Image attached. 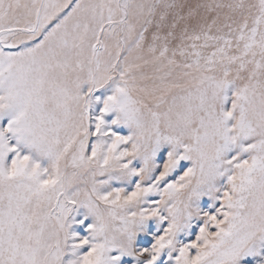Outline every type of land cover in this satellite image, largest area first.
I'll return each instance as SVG.
<instances>
[{"label":"snow or ice","instance_id":"obj_1","mask_svg":"<svg viewBox=\"0 0 264 264\" xmlns=\"http://www.w3.org/2000/svg\"><path fill=\"white\" fill-rule=\"evenodd\" d=\"M0 264H264V0H0Z\"/></svg>","mask_w":264,"mask_h":264}]
</instances>
